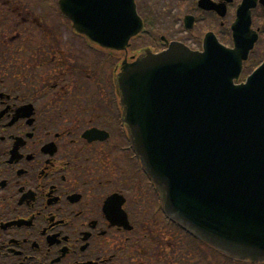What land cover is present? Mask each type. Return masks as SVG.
I'll return each instance as SVG.
<instances>
[{
	"label": "flooded vegetation",
	"instance_id": "flooded-vegetation-1",
	"mask_svg": "<svg viewBox=\"0 0 264 264\" xmlns=\"http://www.w3.org/2000/svg\"><path fill=\"white\" fill-rule=\"evenodd\" d=\"M59 1L0 0V264H235L201 242L197 261L187 258L170 229L158 232L139 164L118 151L123 127L111 74L145 48H166L156 44L201 50L215 33L233 46L247 3L258 38L244 65L250 75L264 62V0H135L141 37L125 55L95 60L61 46ZM142 37L147 44L131 49ZM89 129L109 139L89 143Z\"/></svg>",
	"mask_w": 264,
	"mask_h": 264
},
{
	"label": "water",
	"instance_id": "water-1",
	"mask_svg": "<svg viewBox=\"0 0 264 264\" xmlns=\"http://www.w3.org/2000/svg\"><path fill=\"white\" fill-rule=\"evenodd\" d=\"M61 9L78 32L107 49L125 48L142 29L133 0H62ZM249 15L248 6L240 8L236 49L210 39L203 53L174 43L160 55L125 61L116 86L129 138L170 219L229 257L259 264L264 65L235 85L256 40L245 34ZM232 126L247 133L243 145L223 140Z\"/></svg>",
	"mask_w": 264,
	"mask_h": 264
},
{
	"label": "rangeland",
	"instance_id": "rangeland-1",
	"mask_svg": "<svg viewBox=\"0 0 264 264\" xmlns=\"http://www.w3.org/2000/svg\"><path fill=\"white\" fill-rule=\"evenodd\" d=\"M59 22L60 23H64V22H66L64 19H62L60 16H59ZM54 23H57V22H54ZM60 23H59V36H60V44H61V46H71V47H73V49L74 50H78V51H80L81 50V48H79V46H80V42L79 41H77V42H79V44L78 43H75V44H70L68 41H67V39L65 38V37H68V33L67 32H65L63 29H62V25H60ZM65 28H66V26H65ZM66 30H67V28H66ZM223 41V40H222ZM224 43L226 42V40L225 41H223ZM228 42V41H227ZM147 43H141V44H137V43H134L133 44V47H132V49H134V48H137V47H141V46H143V45H146ZM192 45H193V43H192ZM197 45H199V44H197ZM82 46V45H81ZM83 47V46H82ZM125 145H126V142L124 143ZM151 195H152V192H151Z\"/></svg>",
	"mask_w": 264,
	"mask_h": 264
},
{
	"label": "bare ground",
	"instance_id": "bare-ground-1",
	"mask_svg": "<svg viewBox=\"0 0 264 264\" xmlns=\"http://www.w3.org/2000/svg\"><path fill=\"white\" fill-rule=\"evenodd\" d=\"M242 42L248 43V40L244 38ZM232 128H233L232 133L228 135L226 138H224L223 140L227 141V143H229L230 146L231 145H243L245 136L247 135V133L244 132V130L243 131L239 130L236 126H232Z\"/></svg>",
	"mask_w": 264,
	"mask_h": 264
}]
</instances>
